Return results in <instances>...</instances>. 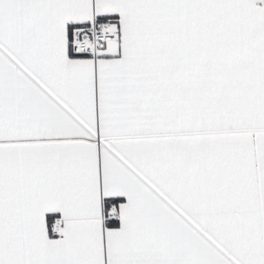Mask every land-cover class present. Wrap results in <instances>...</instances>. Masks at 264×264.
I'll return each mask as SVG.
<instances>
[{
	"label": "snow or ice",
	"instance_id": "1",
	"mask_svg": "<svg viewBox=\"0 0 264 264\" xmlns=\"http://www.w3.org/2000/svg\"><path fill=\"white\" fill-rule=\"evenodd\" d=\"M0 264H264V0H0Z\"/></svg>",
	"mask_w": 264,
	"mask_h": 264
}]
</instances>
